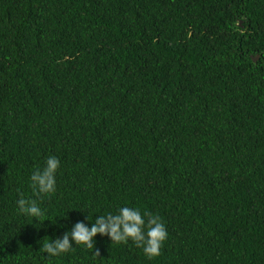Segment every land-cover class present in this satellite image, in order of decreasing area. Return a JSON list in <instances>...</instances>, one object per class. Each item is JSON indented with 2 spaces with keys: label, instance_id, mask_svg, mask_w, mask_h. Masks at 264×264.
<instances>
[{
  "label": "trees",
  "instance_id": "16d2710c",
  "mask_svg": "<svg viewBox=\"0 0 264 264\" xmlns=\"http://www.w3.org/2000/svg\"><path fill=\"white\" fill-rule=\"evenodd\" d=\"M124 206L160 216L159 256L44 253ZM0 264H264V0H0Z\"/></svg>",
  "mask_w": 264,
  "mask_h": 264
},
{
  "label": "clouds",
  "instance_id": "9594fccd",
  "mask_svg": "<svg viewBox=\"0 0 264 264\" xmlns=\"http://www.w3.org/2000/svg\"><path fill=\"white\" fill-rule=\"evenodd\" d=\"M59 166V159L49 156L42 169L33 171L30 176V186L37 198H40L42 194H52L56 191V172ZM16 203L20 214L33 218L44 216L37 199H26L21 194V198ZM86 218L88 219V216ZM44 220H40V223L42 224ZM97 234L108 236L115 244H127L131 241L137 248L142 249L148 259L161 254L162 245L168 237L165 225L159 215H153L151 212H144L142 215L139 208L124 206L119 208L115 214L99 215L91 227L83 221L75 222L71 230L65 231L62 237L43 243L42 248L49 257L69 252L72 250L73 244L93 250L94 237ZM92 253L94 256L100 257L98 248Z\"/></svg>",
  "mask_w": 264,
  "mask_h": 264
},
{
  "label": "water",
  "instance_id": "95a60500",
  "mask_svg": "<svg viewBox=\"0 0 264 264\" xmlns=\"http://www.w3.org/2000/svg\"><path fill=\"white\" fill-rule=\"evenodd\" d=\"M255 57H256V55L252 56L251 58H252V59H255Z\"/></svg>",
  "mask_w": 264,
  "mask_h": 264
}]
</instances>
